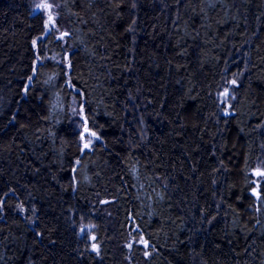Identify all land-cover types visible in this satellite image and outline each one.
Instances as JSON below:
<instances>
[{
  "label": "trees",
  "instance_id": "obj_1",
  "mask_svg": "<svg viewBox=\"0 0 264 264\" xmlns=\"http://www.w3.org/2000/svg\"><path fill=\"white\" fill-rule=\"evenodd\" d=\"M57 4L70 35L35 52L42 15L0 0V264H264V0ZM71 96L100 137L83 153Z\"/></svg>",
  "mask_w": 264,
  "mask_h": 264
},
{
  "label": "snow or ice",
  "instance_id": "obj_2",
  "mask_svg": "<svg viewBox=\"0 0 264 264\" xmlns=\"http://www.w3.org/2000/svg\"><path fill=\"white\" fill-rule=\"evenodd\" d=\"M59 7H60V5L49 2V0H39V2L34 5L33 10L39 11L43 14L40 18L42 20V29H43L44 34L49 35V34H52L54 32H58L59 35L56 37V39L63 42V41H65V38L70 35V33L68 31H61L60 30V27L58 25L59 13L54 14V12H53L54 8H59ZM132 7L133 8L136 7L135 3H133ZM133 23H135V21H133ZM131 30L132 29L130 28L129 31H131ZM32 47L34 49L37 47V40L36 39L32 40ZM40 57H41V53L37 52L35 55V59L33 61V64H32V69H31L32 75L27 77L28 84L23 86V91L25 94L28 93L29 86L31 85V83L33 81V77L37 74L36 62L40 60ZM63 59L66 61L69 59V57L67 55H65L63 57ZM68 67L69 68L71 67L70 63L68 64ZM229 83L238 87L236 80H231ZM79 94L82 95L83 93H79ZM220 95L224 97V99L221 100L220 102L226 105L225 109H223V112H224V115L227 116L230 114L229 109L232 108V105L230 103H228V101H229V99L234 100L235 95L230 94L229 89L226 87L224 88L223 92L220 93ZM73 112L78 114L80 116V119L83 120V131L78 134L79 139L82 142V146L80 147V151H81V153H83L85 149L91 150V146L93 143L92 139H86L85 133H87V135L89 137L95 138L96 140H99L100 137L97 135V133L95 131H92L87 127L88 121H87V118L83 115L84 105L81 104L79 106L78 112H77V109H73ZM13 119H15V117H13ZM79 163H80V160L77 159L75 161V164L78 165ZM72 171L75 172L76 168H72ZM253 175L257 176V177H264V170L257 168L256 170H254ZM75 179H76L75 176H73L72 180L75 181ZM254 183H255V187L252 188L251 195L253 197H255L257 201H261L262 198H264V192H262L260 190V184L258 182H254ZM5 195H7V193H5ZM102 203H108V201H102ZM3 205H4V201L0 200V211L3 210ZM17 208L21 212L25 211L24 206L22 204H18ZM32 211L35 212V209H32ZM213 219H214V217H213ZM208 222L211 223V220H209ZM92 227H95V226L94 225H88V228H92ZM79 233L82 234L86 240L93 241V243L90 244V250L92 252H95L96 255L99 256L100 255V246H99V244L95 243L97 237L95 235H92L90 232H86L84 225L80 226ZM38 235H39V233H38ZM140 243L143 245L144 249H148L150 247L149 241L146 240L143 235L140 236ZM127 246L129 248L132 247L131 244H129ZM152 247H154V246H152ZM87 250H89V246L86 245V251ZM150 255H151V253L149 251H147V250L144 251V256L146 258L149 257Z\"/></svg>",
  "mask_w": 264,
  "mask_h": 264
},
{
  "label": "rangeland",
  "instance_id": "obj_3",
  "mask_svg": "<svg viewBox=\"0 0 264 264\" xmlns=\"http://www.w3.org/2000/svg\"><path fill=\"white\" fill-rule=\"evenodd\" d=\"M27 1H28V4H29L30 9H31L32 12H36V13H39V14L43 15L41 12L33 10L34 9V5L36 3H38L39 0H27ZM49 2L57 4L58 0H49ZM53 12H54V14L56 13V8L53 9ZM50 35H52V34H50ZM58 35H59V33L55 32V39H56V37ZM44 36H46V35L43 33V35L40 38L36 39L37 40V47H38L39 43L42 41ZM56 40H58V39H56ZM37 47L35 48V52L37 51ZM229 69H230V67L228 68V70ZM240 76H241L240 72L239 71H235V68H231L230 69V73H226L224 75L223 86L220 88L219 92L215 95V99L219 102V110L221 111V113H224L223 109H225L226 105L220 102L221 100L224 99V97L221 96L220 93H222L224 88L226 87V88L229 89L230 94H233L232 87L234 85L230 84L229 82L231 80H236L237 81L240 78ZM232 101H233L232 99H229L228 103L231 104ZM81 103H82L81 100L78 101L73 96L70 97V100H69V111L68 112H69V115H70V120H71L73 129H74L75 132H77V134H79L80 132L83 131V120L80 119V116L78 114L73 112V109H77V112H78L79 106L81 105ZM229 113H230V109H229ZM83 115H84V113H83ZM87 127L91 130V128L89 127L88 123H87ZM78 137H79V135H78ZM85 137H86V139H92L93 140L91 148L99 141V140H96L95 138L89 137L87 135V133H85ZM79 145H80V147L82 146V142L80 141V139H79ZM87 150L88 149H85L84 151H87ZM260 167L261 166H259L257 168L262 170V168H260ZM254 179L258 183H262V181H263L262 177L254 176ZM136 243L139 244V245L141 244L140 240H137Z\"/></svg>",
  "mask_w": 264,
  "mask_h": 264
}]
</instances>
